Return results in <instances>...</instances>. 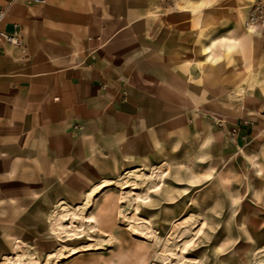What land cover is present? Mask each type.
Here are the masks:
<instances>
[{"label":"rangeland","instance_id":"374dc122","mask_svg":"<svg viewBox=\"0 0 264 264\" xmlns=\"http://www.w3.org/2000/svg\"><path fill=\"white\" fill-rule=\"evenodd\" d=\"M254 1L211 0L204 23L229 12L254 45L228 50L212 80L216 60L196 59L202 79L189 69L187 3L150 0L88 155H49L57 168L25 187L34 200L0 202V264H264V25L242 15Z\"/></svg>","mask_w":264,"mask_h":264},{"label":"crops","instance_id":"0c3cea01","mask_svg":"<svg viewBox=\"0 0 264 264\" xmlns=\"http://www.w3.org/2000/svg\"><path fill=\"white\" fill-rule=\"evenodd\" d=\"M184 2L187 7L175 12L192 15L198 26L189 69L202 79L196 59L216 60L218 67L209 71L213 80L225 64L220 58L228 50L241 53L244 42L247 49L254 47L253 36L229 12H212L217 17L214 27L204 23L211 0ZM149 4L150 0H0V9L6 10L0 28L10 33L17 25L20 43L0 42V202L34 200L25 187L36 184V171L57 168L49 155L72 154L78 147L88 155L93 130L104 119L105 90L137 57L138 27L147 31L153 25ZM175 41L182 65L186 56L180 46L185 38L178 34ZM257 73L264 76L259 69ZM9 186L16 187V197L9 195Z\"/></svg>","mask_w":264,"mask_h":264},{"label":"built area","instance_id":"2783aa9c","mask_svg":"<svg viewBox=\"0 0 264 264\" xmlns=\"http://www.w3.org/2000/svg\"><path fill=\"white\" fill-rule=\"evenodd\" d=\"M32 2H43L44 0H26ZM5 9H0V25L5 18ZM248 21L255 25H264V0H256L254 5L249 9ZM12 32L8 33L0 28V42L19 45L18 27L13 24Z\"/></svg>","mask_w":264,"mask_h":264},{"label":"bare ground","instance_id":"6f19581e","mask_svg":"<svg viewBox=\"0 0 264 264\" xmlns=\"http://www.w3.org/2000/svg\"><path fill=\"white\" fill-rule=\"evenodd\" d=\"M256 1V0H255ZM255 1L252 3V4H250L249 6H248V10H247V14H246V16H245V19H244V22H243V25L245 26V27H247L248 29H252V26H253V28H259V26L260 25H255V24H253L252 22H250V21H248V15H249V9L252 7V5H254V3H255ZM186 7H187V5H186ZM193 9V8H192ZM186 10V9H185ZM191 11V10H190ZM230 39V38H229ZM226 46V45H225ZM228 46V45H227ZM107 184H108V182H107ZM110 184V183H109ZM105 185V184H104ZM103 185V186H104ZM103 191V190H102ZM147 201L145 200V202H143V203H146ZM85 221H87V222H92V221H94L93 220V218L92 217H89V216H87L86 217V219H85ZM69 225V224H68ZM77 251V250H76ZM76 251L75 250H73V251H71V255H73V254H75L76 253Z\"/></svg>","mask_w":264,"mask_h":264}]
</instances>
